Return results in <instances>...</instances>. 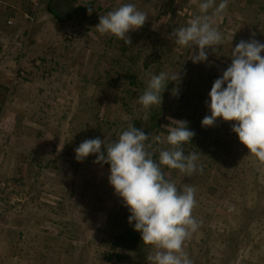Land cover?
Instances as JSON below:
<instances>
[{
	"label": "rangeland",
	"instance_id": "1",
	"mask_svg": "<svg viewBox=\"0 0 264 264\" xmlns=\"http://www.w3.org/2000/svg\"><path fill=\"white\" fill-rule=\"evenodd\" d=\"M46 1L0 0V264H148L140 255L119 261L104 257L111 248L109 233L128 223L130 212L121 200L115 205L110 165L94 163L95 154L78 161L74 149L86 139L115 140L132 124L125 102L138 110L136 116L144 113L138 97L150 76L162 71H178L180 80L165 88L176 114L164 119L161 140L182 121L191 95H196L193 114H209L206 91L228 67L220 55L229 56L240 38L264 43V0H229L214 17L222 45L207 49V61L199 63L170 34L200 15L202 0H77L93 13L85 7L68 19L74 10L69 6L65 21L51 17ZM126 3L148 19L127 34L132 43L125 50L124 41L95 26L100 15ZM130 54H136L133 62ZM129 63L140 87L127 84ZM174 87L178 95L172 94ZM181 94L187 98L177 101ZM215 123L217 136L230 134L225 128L232 121ZM236 150L219 158L202 153L199 161L211 166L204 176L171 177L176 185L182 181L196 189L192 215L200 226L183 245L193 264H222L223 234L233 230L241 233L227 264L248 259L264 264V162L252 154L239 159L241 148ZM244 161L250 169H242ZM184 177L193 180L186 183Z\"/></svg>",
	"mask_w": 264,
	"mask_h": 264
},
{
	"label": "clouds",
	"instance_id": "2",
	"mask_svg": "<svg viewBox=\"0 0 264 264\" xmlns=\"http://www.w3.org/2000/svg\"><path fill=\"white\" fill-rule=\"evenodd\" d=\"M229 0H202L200 15L190 19L186 26L174 29L171 38L174 44L192 50L189 59L193 63L207 61L208 51L222 45L223 37L214 26V17L221 15ZM212 10L209 13V10ZM92 8H88L89 14ZM146 13L133 3L102 14L95 26L101 34H111L131 45L130 30L141 28L147 21ZM264 43L255 39L239 41L231 49V63L212 84L205 104L210 115L201 121L204 127L213 126L217 118L235 121L232 131L238 134L244 144L261 162H264ZM178 71L172 75L166 72L153 74L147 81L138 102L145 109L161 105L162 92L169 81L179 82ZM178 88L172 89L178 95ZM150 134L129 124L115 140L108 137L86 139L74 149L75 158L82 161L95 154L94 163L109 164L108 180L115 193L124 201L130 215L128 221L141 234L145 245L153 251L147 254L148 264H193L184 252V242L199 228V222L192 215L197 201L194 186L177 185L166 178L162 166L177 169L187 176L202 172L197 165L198 154L185 155L182 145L191 142L194 131L189 130L186 121H177L168 128L167 149L157 153L150 151ZM159 136L155 141H160ZM163 142V141H161ZM103 145V148H102ZM157 157V158H154ZM134 221V224H133Z\"/></svg>",
	"mask_w": 264,
	"mask_h": 264
},
{
	"label": "trees",
	"instance_id": "3",
	"mask_svg": "<svg viewBox=\"0 0 264 264\" xmlns=\"http://www.w3.org/2000/svg\"><path fill=\"white\" fill-rule=\"evenodd\" d=\"M53 0H48V2L46 3V9L47 12H49V14L51 15L52 18H54L56 21H65L66 19H63V17H60L52 8H51V4H52ZM88 9L90 6H84L83 3L77 2V0H75V5H74V10L73 12L70 13L69 18H72L73 15H76V11L78 10H83V8ZM93 13V12H91ZM67 15V14H66ZM244 40V38H240L239 40H234L233 41V45L230 47L231 49L235 47V45L241 41ZM246 41V40H245ZM154 43V42H152ZM125 46V50L127 48L128 45H126L124 43ZM124 49V48H123ZM231 49L230 50V54H231ZM229 56H224L223 54L220 55L221 59L225 60V62L227 63V65L229 66L231 63V57ZM136 58V54H130L129 56V61L133 62ZM147 62V61H146ZM143 65L145 67H148V63H143ZM222 72V70H221ZM125 78L127 79V84L128 85H132L135 87H140L141 84L139 83V81L137 80V74L135 73V71L132 68V64L129 63L127 65H125ZM198 79H195V82H197ZM201 83H204L203 81L200 82L199 87H201ZM211 86V85H210ZM169 88V87H168ZM141 89V88H140ZM145 89L141 90L144 91ZM135 91V90H133ZM210 92V89L206 91L205 94V99H207L208 97V93ZM168 90H164L162 92V102L164 104L159 105H153L151 106V108L146 109V111H144V113H141L140 115L138 114L136 116L138 112V110L134 109V111L127 106V102H125V114L127 115V119H129L132 124L134 125V127L142 129L145 134H150L149 135V140L146 142L150 143L152 146L149 149L150 151H154L157 153V157H158V150L159 149H167L170 147V145L166 142V140H160V141H155V137L159 136L158 133L160 131V129L162 130L163 128L161 127L162 123H164V119L167 117L168 113H171V115H175L176 114V110H173L172 112V107H174L171 103H168L167 101V96H168ZM193 94V93H192ZM195 94L191 95L190 97H188V100L186 99V110L184 112V114L181 116V120L182 121H186L187 122V127L189 128V130L194 131L195 135L192 138L191 142H186L182 145L183 149H184V153L185 155H188L189 153L195 152L198 154V157L200 158V156L202 155H206V156H213L214 158H219V157H223L222 152L225 151L226 153L228 152H232L238 151L239 148H241V152L242 155H236L237 157L240 158H245L246 156L250 157L252 153L249 152L248 148L242 144L239 141L238 138V134H236L235 132L232 131V124L236 123L235 121H232L231 126H228V128H225V132H229L230 134H227V136H217L218 131H214L217 127H216V123L213 126H209V127H204L201 125V121L204 118L205 115H202L200 118H198L197 116H195L193 113V111L191 110L193 107V104L195 103ZM165 97V98H164ZM187 98V95L184 96ZM183 97V94L180 95V97L177 99V101H181ZM176 101V103H178ZM169 105V106H168ZM136 110V111H135ZM206 115H210L206 114ZM221 119V118H219ZM167 121V118H166ZM174 127L177 125V123L173 124ZM212 131L214 133H212ZM222 132V131H221ZM160 137V136H159ZM163 141V142H161ZM235 152V153H236ZM250 154V155H249ZM253 155V154H252ZM154 157V158H157ZM199 158L197 160V165L198 166H202L203 167V171L202 172H196L194 173L192 176L194 177L195 174L200 173L203 176L207 173L209 167V165H204L203 162L199 161ZM245 166H244V165ZM242 164V169H250L249 167V162L248 164L244 161ZM162 170L165 173V176L167 179L172 180L173 178H171L172 176H174V174L179 173L180 171L177 169H170L167 166H162ZM196 176V175H195ZM193 177H184L181 178L182 180H184L186 183L190 182L191 180H193ZM182 181H180L177 184L178 188L183 187ZM259 194L262 195L263 192L260 189H257ZM119 197L118 195L115 198V205L118 203L117 201L121 200V204L124 203L123 199ZM120 204H118L119 206ZM253 209H250V211L252 212ZM246 212L249 213V209L246 208ZM250 214V213H249ZM249 218V216H247V219ZM247 219H244V222L242 223V225L244 226V224H247L246 221ZM134 224V221H133ZM242 229V228H240ZM245 229V228H244ZM242 232L243 236H246V232L244 231ZM241 232H239V230H233L231 232H226L223 234V240L225 241L224 243L226 244L227 248L225 247L222 252H223V258H222V264H227L229 262V258L231 255H229L230 253H233L236 246H237V242L239 241V238L237 237V234H240ZM108 243H110V249L107 250L104 253V257L108 260V259H112L114 258L115 261H119L122 259H130L131 256H137L140 255L142 260H146L147 254L151 251V245H145L141 239V234L140 232L136 231L134 229V227L132 226V224H130L129 222H121L120 224V229H118V231L114 232V233H109L108 237ZM81 245L80 247L82 248ZM229 249V250H228ZM191 253H193L191 251ZM250 260V261H249ZM247 264H254V261H252V259H248L247 260Z\"/></svg>",
	"mask_w": 264,
	"mask_h": 264
},
{
	"label": "water",
	"instance_id": "4",
	"mask_svg": "<svg viewBox=\"0 0 264 264\" xmlns=\"http://www.w3.org/2000/svg\"><path fill=\"white\" fill-rule=\"evenodd\" d=\"M51 8L60 16L64 17L68 13L67 6L61 0H55L51 4Z\"/></svg>",
	"mask_w": 264,
	"mask_h": 264
},
{
	"label": "crops",
	"instance_id": "5",
	"mask_svg": "<svg viewBox=\"0 0 264 264\" xmlns=\"http://www.w3.org/2000/svg\"><path fill=\"white\" fill-rule=\"evenodd\" d=\"M54 1H55V0H53V2H54ZM61 1H62L64 4L66 3L65 5H66L67 7H69V6L71 7V6H74V5H75V0H70V1H69V0H68V1H67V0H61Z\"/></svg>",
	"mask_w": 264,
	"mask_h": 264
},
{
	"label": "flooded vegetation",
	"instance_id": "6",
	"mask_svg": "<svg viewBox=\"0 0 264 264\" xmlns=\"http://www.w3.org/2000/svg\"><path fill=\"white\" fill-rule=\"evenodd\" d=\"M68 8V7H67ZM68 11H69V8H68Z\"/></svg>",
	"mask_w": 264,
	"mask_h": 264
}]
</instances>
